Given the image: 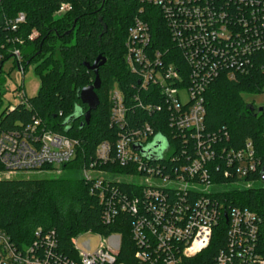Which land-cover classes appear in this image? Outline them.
I'll list each match as a JSON object with an SVG mask.
<instances>
[{"label":"built area","instance_id":"built-area-1","mask_svg":"<svg viewBox=\"0 0 264 264\" xmlns=\"http://www.w3.org/2000/svg\"><path fill=\"white\" fill-rule=\"evenodd\" d=\"M142 1L160 10L169 38L190 65V82L184 83L183 70L175 57L166 61L160 50L152 48L149 24L139 17L128 29L125 61L133 72L139 73L143 89H157L171 110L170 124L175 136H182L185 145L192 144L193 152L183 159L173 157L178 163L168 169L140 156L134 145L141 147L153 128L148 123L135 129L126 127L124 98L115 85L109 93L110 125L126 127L125 131L119 132L113 144L109 140L100 142L94 159L82 167L83 177L92 180V189L99 190L104 205L103 222H111L121 210L132 213L131 232L137 246L134 257L139 264H189L190 259L207 250L214 227L220 222L227 224L225 246L203 264H264V236L260 235L264 217L215 196L217 192L246 189L252 184L217 183L213 171L225 163L242 178L255 172L261 159L250 140L227 150L220 145L219 136L205 130L202 95L220 71L233 78L237 71L248 70L253 54L264 51V0ZM68 9L70 5L63 3L54 16H61ZM25 18L23 12H18L7 18L5 25L16 32ZM36 35L32 30L28 38ZM13 41L22 43L18 37ZM12 59L23 73L18 48L12 50ZM21 88H17L16 96L25 103L27 96ZM153 106L161 108L160 104H149ZM78 145V140L46 129L41 119L34 117L21 128L0 131V174L60 169L74 159ZM171 151L163 149L161 159L167 160ZM219 156L224 161H219ZM107 162L133 164L140 174L123 176L97 169ZM223 168V176L230 177L231 171ZM91 172L98 175L93 177ZM261 173L259 180L264 181V164ZM105 179L142 186V193L135 197L120 195L116 186L104 184ZM92 238L96 239L94 245ZM69 245L64 250L55 230L38 229L31 242L18 246L0 230V264H125L118 260L122 246L118 233L87 231L71 237Z\"/></svg>","mask_w":264,"mask_h":264},{"label":"trees","instance_id":"trees-1","mask_svg":"<svg viewBox=\"0 0 264 264\" xmlns=\"http://www.w3.org/2000/svg\"><path fill=\"white\" fill-rule=\"evenodd\" d=\"M63 3L70 9L61 16L54 12ZM18 12L25 14V22L16 32L5 25L7 18ZM148 22L152 48L160 50L166 61L176 58L183 70L184 83L190 82L187 64L180 49L169 38L165 21L160 10L142 0H0V98L2 94V64L12 59V50L18 48L24 70L34 65L40 84L34 96L25 103L0 105V131H10L40 118L49 130L76 139L79 145L73 160L63 165L61 175L39 178H0V230L19 245H25L34 238L36 230H55L64 250L69 249L71 237L91 231L103 235L118 233L122 246L118 260L125 264H139L134 257L137 246L133 240L132 213L118 211L113 220L104 223V205L99 190L92 189V180L81 174L82 167L94 159L97 145L109 140L112 144L120 131L135 129L146 123L153 128L152 134L143 145L134 149L150 164L164 165L162 169L175 166L178 161L192 153V144L185 145L175 136L170 124L171 110L163 103L153 86L146 90L141 87L139 73L133 72L125 61V40L134 19ZM37 32L33 39L28 36ZM22 43L13 41L14 38ZM102 56L103 65L97 68L100 87L96 90L99 103L91 111L86 122L84 113L87 106L79 98L80 90L90 85L95 77L93 70L85 64H92ZM173 56V57H172ZM16 64V61H14ZM182 74V71H181ZM121 91L126 107V127L110 125L111 102L109 93L114 86ZM264 87V51L250 58L246 72L237 71L233 78L220 71L203 91L205 108V130L220 137V145L227 150L241 147L247 140L254 146L260 157L258 169L238 178L225 163L214 169L217 183L231 184L241 181L252 185L246 189H232L215 193L216 199L228 204L247 207L264 217V186H254L263 173L264 164V107L257 110L244 102L243 92H259ZM1 104V103H0ZM160 104L161 108L149 107ZM171 148L170 157L161 159L163 149ZM112 155L114 151H111ZM219 161L224 157L219 156ZM231 171L230 177L223 176L224 167ZM106 172H117L123 176H136L133 164L121 165L107 162L97 167ZM2 168L0 167V171ZM42 170H51L43 168ZM262 174V175H261ZM104 184L116 186L118 194L129 197L139 196L142 186L121 181L104 180ZM227 224L218 223L207 250L189 264H203L211 261L226 243ZM264 236V228L260 229Z\"/></svg>","mask_w":264,"mask_h":264},{"label":"rangeland","instance_id":"rangeland-1","mask_svg":"<svg viewBox=\"0 0 264 264\" xmlns=\"http://www.w3.org/2000/svg\"><path fill=\"white\" fill-rule=\"evenodd\" d=\"M1 77L4 79L2 84V94L0 98L1 108L8 104H16L19 102V98L16 96L17 88L22 86V90L27 97L34 96L39 88L40 79L35 72L34 65L29 64L22 73L14 64L13 59H7L2 64ZM243 100L246 104L252 105L257 110L264 107V87L259 92H243ZM62 170H43V171H27L16 172L13 174H0L1 178H39V177H57L61 175ZM83 176V172L81 171ZM91 176L95 177L98 173L91 172ZM254 186H264V181L258 180L253 183ZM90 237V236H87ZM86 237V238H87ZM82 240L80 239V242ZM96 239L92 238L91 243L94 245Z\"/></svg>","mask_w":264,"mask_h":264},{"label":"water","instance_id":"water-1","mask_svg":"<svg viewBox=\"0 0 264 264\" xmlns=\"http://www.w3.org/2000/svg\"><path fill=\"white\" fill-rule=\"evenodd\" d=\"M104 62L105 59L102 56H98L92 64H85L88 69L93 70L95 73L93 82L90 85L83 87L79 92V98L81 102L87 106V110L84 113L86 122H88L90 119L91 111L95 110L99 103V99L96 94V90L100 87V78L97 72V68L103 65ZM261 109L262 108H260V110Z\"/></svg>","mask_w":264,"mask_h":264}]
</instances>
